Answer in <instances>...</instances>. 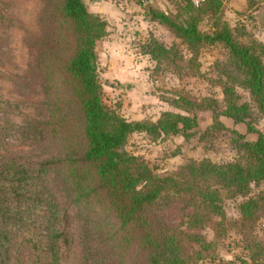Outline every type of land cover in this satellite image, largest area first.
Segmentation results:
<instances>
[{
    "label": "trees",
    "instance_id": "obj_1",
    "mask_svg": "<svg viewBox=\"0 0 264 264\" xmlns=\"http://www.w3.org/2000/svg\"><path fill=\"white\" fill-rule=\"evenodd\" d=\"M247 1L250 8L256 4L254 0ZM221 7V0H204L198 6L186 0L184 20L152 8L149 15L152 22L166 27L192 51L204 45L226 47L233 64L227 71L229 80L247 89L264 114V45L240 43L227 23H216L212 33L199 28L201 15L217 16ZM54 17L59 20L58 35L47 41L39 69L49 114L42 126L50 132L43 142L52 144L56 153L34 162L29 156L9 158L3 150L0 242L5 245L8 239L5 229L9 223L17 224L25 215L43 211L47 217V264H66L65 256L78 240L71 213L65 209L55 180L50 177L55 173L73 205L90 210L89 216L97 212L98 206L101 214L114 219L112 226L96 222L90 230L89 238L100 241L94 250L95 264H190L183 233L162 225L157 210L161 200L187 197V206L194 205L196 209L189 215V224L194 227L205 222V213L221 214L222 189L232 196L246 197L252 184L264 182V135L259 134L255 141L240 138L243 142L238 148L244 152V161L221 165L210 160L191 162L179 172L164 176L153 174L144 159L127 152L128 139L135 133H145L154 140L177 135L189 139L198 127L197 111L213 109L214 126L219 124L220 116L238 124L250 119V105L241 103L235 87L226 85V108L222 113L216 111L218 103L213 99L198 103L178 97L175 106L188 115L165 112L156 122H129L103 97L96 45L108 35L107 22L91 13L85 0H62ZM154 46L170 60L172 50ZM70 48L69 56L64 55ZM23 131L22 134L30 130ZM27 137L42 143L35 135L27 133ZM199 208L204 215L197 211ZM241 215L244 224L253 226L264 215V194L244 202ZM195 238L203 242L200 235ZM247 249L253 263L264 264L262 242L252 238Z\"/></svg>",
    "mask_w": 264,
    "mask_h": 264
},
{
    "label": "rangeland",
    "instance_id": "obj_2",
    "mask_svg": "<svg viewBox=\"0 0 264 264\" xmlns=\"http://www.w3.org/2000/svg\"><path fill=\"white\" fill-rule=\"evenodd\" d=\"M221 1L217 16H200V30L212 33L216 23H227L240 43L264 45V0H254L256 4L251 8L247 0ZM61 2L0 0V155L4 150L9 158L29 156L35 162L56 153L52 144L43 142L50 132L42 126L49 114L39 58L47 41L58 35L59 20H55L54 12ZM105 2L115 7V13L118 9L120 15L107 20L108 35L96 45L98 72L105 103L121 117L129 122H156L165 112L188 115L175 106L178 97L198 103L213 99L218 103L216 111L222 113L226 108V85L235 87L239 101L249 104L252 113L246 123L237 124L220 116L219 124L214 126L213 109L205 108L197 111L198 127L192 131L193 137L177 135L154 140L145 133H135L128 139L127 152L144 159L158 176L173 175L191 162L210 160L221 165L244 161V152L238 148L243 142L240 138L255 141L259 134L264 135V114L247 89L229 80L227 71L233 65L229 50L217 44L192 51L166 27L150 20L151 8L186 19V0H103L104 5ZM85 3L91 13L100 7L96 0ZM155 44L172 50L170 60L156 50ZM71 52L72 48L67 49L64 55ZM23 129L30 131L22 134ZM27 133L42 143L36 144ZM50 177L55 180L65 209L71 213L78 240L67 252L65 263L95 264V248L100 241L89 238L90 230L96 222L112 226L114 219L101 214L98 206L97 212L89 216L90 210L72 204L61 179L55 173ZM220 194L221 214L197 209L207 217L198 227L189 224V215L196 209L194 205L187 206V197L161 200L157 210L162 225L183 233L190 264H255L247 245L252 238L264 244V215L253 226L244 224L241 205L264 194V182L252 184L246 197L232 196L223 189ZM46 219L45 213L38 211L30 217L25 215L17 224L9 223L11 230L5 229L8 239L5 245L0 242V264H47ZM196 235L203 242H197Z\"/></svg>",
    "mask_w": 264,
    "mask_h": 264
},
{
    "label": "crops",
    "instance_id": "obj_3",
    "mask_svg": "<svg viewBox=\"0 0 264 264\" xmlns=\"http://www.w3.org/2000/svg\"><path fill=\"white\" fill-rule=\"evenodd\" d=\"M96 3L100 4V7H99L98 11H95L94 13L100 14L103 18L105 17L106 18L105 19L106 22L110 18H114V16H115V18H118V16L120 15V12H119L118 9H116L117 10L116 13L114 12L115 7H113L110 3L105 2V5H104L103 4V0L102 1L96 0ZM119 7L123 9L122 5H120ZM108 13H110V14H108Z\"/></svg>",
    "mask_w": 264,
    "mask_h": 264
},
{
    "label": "built area",
    "instance_id": "obj_4",
    "mask_svg": "<svg viewBox=\"0 0 264 264\" xmlns=\"http://www.w3.org/2000/svg\"><path fill=\"white\" fill-rule=\"evenodd\" d=\"M192 2L198 6L199 4H201L202 2H204V0H192Z\"/></svg>",
    "mask_w": 264,
    "mask_h": 264
}]
</instances>
